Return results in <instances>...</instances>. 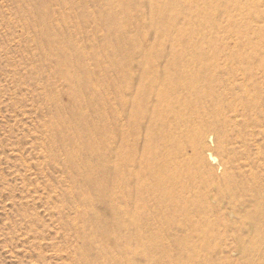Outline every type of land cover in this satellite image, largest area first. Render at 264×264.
Here are the masks:
<instances>
[{
  "label": "rangeland",
  "instance_id": "374dc122",
  "mask_svg": "<svg viewBox=\"0 0 264 264\" xmlns=\"http://www.w3.org/2000/svg\"><path fill=\"white\" fill-rule=\"evenodd\" d=\"M168 1L0 0V264H264V0ZM145 54L158 73L170 61L181 77L207 72L199 83L211 94L197 99L229 117L230 148L256 160L253 197L211 199L224 138L207 131L212 184L194 164L180 213L158 196L166 202L144 215L113 214L101 197L112 185L113 84L141 72ZM167 169L145 172L163 180Z\"/></svg>",
  "mask_w": 264,
  "mask_h": 264
},
{
  "label": "bare ground",
  "instance_id": "6f19581e",
  "mask_svg": "<svg viewBox=\"0 0 264 264\" xmlns=\"http://www.w3.org/2000/svg\"><path fill=\"white\" fill-rule=\"evenodd\" d=\"M186 1L187 0H185V2ZM231 1L234 3L233 0H229L231 3L230 5L233 4ZM168 2L170 4H175L174 0ZM231 13L229 15H231ZM230 18L228 17V21L231 20ZM233 19L235 20V18H232V20ZM155 22L156 24H160L157 21ZM177 22L178 20L176 18L166 21V23L172 25L177 24ZM144 57L141 72L136 74H120L116 77L113 84L115 104L113 110L114 160L112 161V185L109 195L107 192L101 195V197L104 199L108 198L111 202L113 214L119 215L120 217L121 215H134L136 212H141L140 214L144 215L142 211H147V202L148 205L150 202H156V205L160 207L162 206V202H166V200L158 199V196L159 198L165 197V199L169 196L170 198L167 200L170 202L163 205H167L166 212L168 214L174 215L178 207L175 206V202L177 201L176 195L178 193L177 189L178 187L181 188L185 180L189 178L192 179L193 175H195L194 172L190 171L194 164L200 169L199 175L201 178L199 179H203L207 182L210 181L211 183V174L208 172L210 168L208 169V166H210L211 162L216 161V158L211 154L212 152L208 153L206 157L200 154L202 145L206 143L205 133L207 131H211V133L209 132V141L211 142L213 140L211 136L215 134L219 135L218 137L224 138V142L222 144L219 142L218 144V148L221 151L220 166L224 168V180L221 182L223 177L220 179L218 188L214 182V185H216L215 193L213 192L214 194H211L212 198L210 197L211 195L209 197L216 201L219 199L231 198L233 197L232 193L234 191L237 193L241 192L246 198L249 196L248 199L253 197V193L255 194V191H258L257 187L260 185V181H262L260 178L256 177L257 174L255 176L252 175L255 174L253 170H255V164L257 165L256 160L252 158L250 152L247 150L244 151L243 149V152L239 154L238 152L235 153L234 149L230 148L229 144L232 143L230 137L232 135L228 133L230 130L227 132L226 129L229 117L227 118L221 114L218 109H212L208 102L200 103L201 101L197 99L206 96L205 91H208V85L201 84L200 86L199 83V79H204L207 72H199L200 78L181 77L178 76V73L175 71L180 62L170 61L166 70L158 73L153 69L154 63L147 60L146 54ZM232 77L234 78V76H231V78ZM233 81L237 83L236 85L239 87L243 85L247 86V79L244 76L240 79H233ZM205 82L208 83L207 79ZM252 82L256 83L257 81L252 80ZM253 92L254 91H252V94ZM207 93L211 94V92ZM257 93L254 94L257 95ZM205 98L207 99L208 97L206 96ZM220 101L222 100L220 99ZM216 102L218 103V101ZM262 108L264 107L262 106ZM259 109H261V107ZM213 114H215V116ZM229 127H231V125H229ZM241 133L242 132H240V134ZM240 137L243 138L242 136ZM141 138L145 141V145L143 151L139 153V148L136 147V145ZM73 140L72 142L75 145L76 140ZM237 140L239 141V139ZM187 147L191 149L192 157H189L186 153ZM157 168H168L170 169L171 175L168 176V172H166L168 169L165 170L166 173L162 174H166V177L162 180L161 178L163 175L158 177L159 175L156 173V177V175L152 173L149 175L145 172L146 170H148V172L149 170L153 172ZM249 172L250 175H248V177H250V181L246 179L243 180L245 175ZM212 176L214 177V175ZM213 180L216 179L213 178ZM166 193L168 195H166ZM180 196L181 195H179V198ZM181 197H183V195ZM160 200L163 201L161 202ZM90 203L92 204L93 201H90ZM180 208L178 210H181ZM150 211L153 210L150 209ZM177 212L180 213L179 211ZM185 213L184 215H186ZM189 213H191V211ZM192 214H194L193 211Z\"/></svg>",
  "mask_w": 264,
  "mask_h": 264
}]
</instances>
